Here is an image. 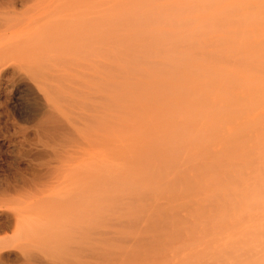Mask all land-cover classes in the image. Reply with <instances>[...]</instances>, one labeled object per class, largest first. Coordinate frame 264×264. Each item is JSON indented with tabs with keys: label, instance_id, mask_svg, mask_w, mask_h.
Segmentation results:
<instances>
[{
	"label": "bare ground",
	"instance_id": "6f19581e",
	"mask_svg": "<svg viewBox=\"0 0 264 264\" xmlns=\"http://www.w3.org/2000/svg\"><path fill=\"white\" fill-rule=\"evenodd\" d=\"M112 1L113 0H104V3L106 5L112 4ZM138 1H140V0H138ZM147 1L144 2L143 5H145L147 3V6H149L150 0H147ZM153 1H155V0H153ZM153 1H151L152 5L161 1V0H157V2L155 1V3H152ZM122 2H125V1L122 0ZM128 2H130V1H128ZM132 2H134V1H132ZM137 2H135V3H137ZM187 2H189V1H187ZM199 2H200V0L198 1V3ZM105 4H103V5H105ZM184 4L187 6V11L185 9L186 6ZM193 4L195 5V3H193ZM193 4L191 5V3H187V4L186 3H179V5H176V7H179L177 9H176V7H173V8L167 7V6H173V5H167V6L165 5V7H162L163 6L162 5L160 7L158 6L157 8H155L153 6V9L156 10V9L160 8V12L163 11V14H165L164 11L166 10V7L168 9L171 8V10L174 9V11H175V9L176 10L180 9V13L183 12V11L181 12V9H183L186 12H189V10L192 11L191 7H192L193 11H194V9L196 10L195 12H197V10H200L199 7H196L197 4L195 6H193ZM114 6H112V7H114ZM198 6H200V5H198ZM101 7H103V6L100 5V0H0V115H1V111H3V109H5V108L7 109L9 103H11V102L14 105H17V106L20 105L21 106V113L19 112L20 114L18 115V117L12 116L11 118H8V120L6 122V126L3 127V128H5L4 139H3L4 142L3 143H5L7 145V147L10 150L8 152H11L12 157L15 158L14 160L17 161V167L15 166L16 170H15L14 175L8 176L6 178L4 177V179L3 180L1 179V181H0V264H143V263L146 264L144 262V258H146V259H147V257L149 258V256L152 253H155L157 250L161 249V246H160V245H162L161 243H163L165 245L164 242L168 241V239L170 240V241H168L169 243L170 242L174 243L176 240L179 239V236L182 237V235H180L179 233H181V231H183V230L186 231V229H187V230H189V231L191 230V232H193L192 231L193 228H192L191 224L193 225L194 222L197 225L200 224L198 222L205 220L206 216L209 214V212L205 213V210L207 209L209 211L208 207L212 206L211 201H213V199L211 200L210 197L208 198L207 192L208 193L214 192V191H216V190H214L215 188L214 189L212 188L213 191L212 190L208 191L209 189L206 185H205L206 188H204L203 187L204 185L202 184V182L200 183V182L195 180L196 176L194 179V177H192L191 175L184 174V177H185L184 178L183 175L180 174L181 171L177 168L179 165L178 166L173 165L172 168H170L171 170L168 167V170H170V172L173 174H172L171 180L168 181V183H166L165 185H166V187H169L172 185L175 186L181 178L182 179L184 178L183 180L181 179L182 189L185 188L188 191H192L193 190L192 188H195L198 186L199 187V196H197L195 198V200H198V203H197V201L193 200L194 198L190 199L199 205V206L197 205L199 210L201 208L200 211L197 209L198 212L197 211L194 212L195 208H193V207L190 208V206L194 205L193 202L192 203L189 202V203H186V205H184L187 207V208L185 207V211L187 212V213L185 212V214L188 215V216L185 215L186 217H184V216H181L183 208L180 211L181 212L180 213L178 211V209L180 210V208L177 209L176 207L173 206L172 203H169V201H167L168 203L167 202L164 203L165 206L161 203L163 205L162 206L161 204H159V202H161V201H159V202L157 201L158 203L153 202L154 204H152L151 202L147 203V201L149 199H146L145 195H144V198H142L143 196H140V198L136 199L137 197L135 198L134 196L136 194H138V192H139V191L138 192L135 191V190H138L136 188H135V190L133 189L134 191H132V190L129 191V189H127L128 192L125 189L124 190L125 192L122 193L121 198H120V196L119 197L117 196L118 194L116 195L117 187H119V186H117L118 184L116 185V181H117V179L115 177L116 166L123 165V164L128 165V163L131 164L130 162L127 163V160L129 159L128 157H130L127 154V151L129 148V143L134 140V139L132 140L133 137L131 138V135H132L131 129L133 130L135 135L137 134L136 136H139V135L143 136L145 134V133L141 134L142 132L137 133L139 131H136V130H139V128H142L140 130H143L144 132H147L145 130H147L148 127H149V129L151 128L153 131H155V135H153L154 137L153 136H152L153 138L151 137L152 139L150 137H145L146 135H144L143 138H142V136L141 137L139 136L140 139L142 138L141 140L140 139L139 140L142 141V143H145L144 144L145 147H146V144H148L147 142H149V144L151 143L153 147H151V148L147 147L149 149L145 150L146 148H143L142 147L143 145H142L141 147L143 148V150H141V153L139 155H137V154L140 151L139 152L134 151L135 153H137V152L138 153L133 154L134 153L133 152L131 154V152L129 150L131 155H134V156L137 155L135 157V159L133 158L134 160H132V163L135 164L137 167L141 168V171L143 170L144 174L145 173H146L145 175L148 174L149 178H150V176H152L153 174H157L156 172L160 170L161 164L164 161L163 157L166 156V152L168 151V148L170 147V146H168V148H167L164 145V141L166 143L167 137L170 135L164 137V139H166V140L163 141V139L159 135H156V134L160 133V134H162L161 136H164L163 134L166 132L167 129H170L172 131L174 127H171V124L173 126H176L175 128L177 129V123H173V122H175L174 120L176 119V116H175V118L173 117L174 119L172 117H170L171 115L165 117V115H166L165 113L167 111L169 112V110H170L169 107L171 105H173L172 98H175L174 95L177 93V91H178V93L179 92L182 93V96H183V93L191 90L189 92L191 94V92L193 90L187 89V86L192 85V87L195 88V85L197 86V82H196L197 80L195 81V83H193L191 81V83H193L191 85L189 83L190 81L187 80V83H185V84L186 85L189 84V85H187L186 87L183 86L184 83L180 82L181 81L180 79H182L183 76L180 77L178 74L180 79L178 76L174 77V75H176L177 71L173 70V69H176L173 67V64H174V66L177 64L169 62L172 64V67H173V69H172L173 71H170L171 69H170V67H168V70L170 69L169 72L173 75V73L175 71V73L173 75L174 78L170 75L173 80L172 79H170V80H172V82H173L174 79L176 77H178L179 82L176 83V81H178V80H175V83L178 85L179 84H181V85L183 84V85L182 86H175V85L172 86L171 87L172 88L171 93H173L174 95L173 96L169 95L170 97L164 96V94H166L168 91H170V90H168L170 88V86L167 85L169 88L168 89L166 88V82L165 83H161V82L155 83L154 82V84H152L153 82L148 83V81L151 80L153 77L155 79V77L157 76V75L155 76V74H157V72H160L159 74L163 75L164 72H162L163 70H161V69H163V65L165 68L166 64H169V63L168 62L165 63L164 61H162L163 63L158 62L159 64L160 63L163 64V65H161L162 68L158 69V67H160V66L157 67L158 63L156 65L151 60H149V58L148 59L147 58H141V57L147 56L146 54H148L147 53L148 49H149V51L152 49L151 50L152 52L151 51L150 52L152 54H154V51L156 48L155 47L152 48V46L157 45L156 40H158V41L160 40V42L162 40L160 38L156 39L159 36L156 34L153 35L152 33H150L151 31L150 32L146 31L149 33V34L147 33L148 35L152 34V37L154 36V38L156 36L155 40H154V38L152 39L153 42L156 41L153 44V42H151V40H150V42L148 41V39L149 38L151 39V37H148V35L147 34L145 35V33H144L145 31L143 29L149 28V26H152L153 25L152 23H154V22L150 21L151 17L149 20L150 23L147 21L149 24L147 23L146 26L149 25L148 27L144 26L145 27L144 28L142 26V25H144L143 24L144 22L143 23L140 22V24H142L141 26L139 25V22H138V24H137V22H136V24H134L135 26L137 25L140 28L142 27L143 32L138 31V30L132 31V32L126 31L124 29L118 30V29H115V27H114V25L116 26V24L117 25L119 24L117 21V19H119V18L116 19V24H115V14H113V12H115V11H113V9L108 10L107 8H109V7H107L104 11L103 10L101 11V9H100ZM126 7H127V4H126ZM146 7L142 6L141 10L143 8H146ZM194 7H196V8H194ZM117 8H118V6H117ZM161 8H162V10H161ZM207 8L209 9V7H207ZM207 8L203 7L202 10L206 9V11H207L208 10ZM149 11H148V13H150V15L152 16L153 13L151 12V10H149ZM156 11L154 14L161 16L162 12L160 14H157ZM169 11L170 10H168L167 12L171 13V11L170 12ZM174 11H172V12L174 13V16L176 18L178 17V19H179V17L184 16V13H183V15L181 14V16H180V14H178L179 13L178 11H175V12L179 16L177 14L175 15ZM106 12H107V14H106ZM135 12H132V13L135 14ZM138 12H139V10L136 13H138ZM146 12H144V13L146 14ZM189 13L194 14L193 12H189ZM198 13H199V11H198ZM129 14H130V12H129ZM133 14H131V15H133ZM142 14L141 15L138 14V16L141 17ZM185 14L187 16V13H185ZM190 14H189V17L192 16ZM201 14L202 13H200V15ZM203 14H206V12L204 11ZM124 15H126V18H127L128 15L125 13H124ZM131 15H129V17ZM148 15L149 14H147L146 17H148ZM166 15H169V14H166ZM166 15H165L164 19H166V17H167ZM138 16H135L136 20H137V18L138 19L140 18ZM121 17H122V15H121ZM168 17L170 18L171 16H168ZM143 18H144V16H143ZM158 18H160V17H158ZM158 18H157V21H158ZM176 18H174V19H176ZM124 19H125V17L123 18V21L120 19V21H119L120 26H121V22L124 23ZM161 19H163V18H161ZM168 19H166V20H168ZM172 19H173V17H172ZM208 19H209V17H208ZM210 19L213 20L212 17ZM141 20H142V17H141ZM152 20H154V19H152ZM125 21H128V20L125 19ZM132 21L135 23L134 19H132L129 21L130 22V25L128 24L129 27H127V25L126 26L122 25V27H124V28L126 27L129 29L134 28V26H132L133 24L131 23ZM157 21H155L156 24L154 23L155 27H159V26L163 25V23H161V25L160 24L158 25ZM159 21H161V20H159ZM184 21L187 23L190 20H183L182 21L183 24L180 21L181 23L179 22L178 26H180L182 24L180 27H182V26L185 27L186 23ZM163 22H167V21L164 20ZM174 22H176V21H174ZM195 22H196V20H195ZM206 22H208V20L205 21L204 23L205 24L210 23V25H212V23H211L212 21H210L208 23H206ZM176 23H178V22H176ZM190 23L187 25H190ZM200 23H202V22L200 21ZM204 23H203V26H204ZM165 24L169 25V26H167V28L170 27V23L169 24L165 23ZM191 24H193V23H191ZM130 26H131V28H130ZM173 26H175V24L172 22L171 27L173 28ZM180 27H177V28H180ZM183 27H182L181 31L186 30V27L185 28H183ZM116 28H117V26H116ZM175 28H176V26H175ZM175 28H173V30L177 29V28L176 29ZM199 28L197 30H199ZM205 28H208V27H205ZM189 29H191V28H187V30H189ZM146 30H148V29H146ZM201 30H202V28H201ZM219 30H221V29H219ZM153 31L154 30H152V32ZM157 31H158V33L161 32L159 30H157ZM157 31H155L153 33H156ZM181 31L179 29L177 32L178 34L177 35L174 34V35H176L178 38H180L179 40L183 39L184 36H186L187 37L186 42L191 43L189 41V36L192 35L193 32H191V34L189 35V34H185V32H187V31H185V32H182L185 34L184 36H179L180 35L179 32H181ZM164 32L165 31H163V33ZM167 32L169 33V31H167ZM206 32L207 31H205V33L203 35H205ZM163 33L161 32V34L160 33L159 34L162 35ZM187 33H189V32H187ZM219 33H222V32L219 31ZM219 33L215 32V35L219 34ZM195 34L197 35V32ZM195 34H193V35H195ZM198 34H200V32ZM174 35H173V37H174ZM187 35H189V36H187ZM163 37H164V41H166V40L168 41V38L166 39V32L164 33V36L162 35V38ZM167 37H169L168 43L169 42L172 43L171 40H173V38L171 37L172 38L171 39L170 35ZM177 37H174L175 42L178 40V39L177 40L175 39ZM192 37H196V36H192ZM215 38L216 37H214L212 40L214 41ZM197 39H201V37L197 38ZM217 39L219 41H221V39L223 40L224 38H221V39L219 37L216 38L215 39L216 42L219 43L217 41ZM174 40H173V42H174ZM183 40H181L180 43L185 42V39H183ZM205 41H206V43H208V45L210 44L209 45V47H210L211 46V43H209L210 41H208L207 38ZM160 42H159V45H160ZM198 42H199V40H198ZM198 42H196V44ZM214 42H212V43L214 45L216 44L218 46V44L214 43ZM151 43H152V45H151ZM161 43L163 46V41ZM168 43H166V44H168ZM180 43H178L177 45L179 46ZM149 44H150V47L148 46ZM166 44H165V46H166ZM191 44H193V42ZM191 44H189V45L191 47H194ZM202 44H203V42H202ZM220 44L218 47L215 45L217 47L216 51L219 52V50L221 49L222 51H224L223 52V54H224L227 49L225 47H223L224 45L222 46V44L221 45ZM175 45L176 44H174V46ZM177 45H176V47H177ZM162 46L157 47V48H159L160 50L162 49L161 51H163V50L165 51V48L163 47L164 48L163 49ZM180 46H182V44ZM203 46H204V51H200V53L201 54L202 53L203 54L208 53V52H206V50L209 49L207 44L206 45L203 44L202 46H198V47L203 48ZM205 46L208 49L206 48V50H205ZM232 46L234 47V48L231 47L232 49H234L233 52L237 51V50H235L236 49L235 46L234 45H232ZM187 47H189V46H186V48ZM196 47H194V48H196ZM219 47H221V48L218 50ZM222 47L224 48V50ZM174 48H170V50L173 49V51H174ZM199 48L195 49L196 51L194 50V52H199V50H203V49H199ZM213 48H214V46H213ZM146 49H147V51H146ZM159 49H156V50H159ZM144 50L146 51L145 52L146 54L144 53ZM190 50H191V48H190ZM159 51H156L157 56H155V54H154V55H152V58L155 56L156 58H154V59H157V57H158V59L164 60L163 58H164V56H166V53L163 55L164 51H163V53L160 51L161 54ZM176 51H178V49ZM192 51L193 50H191V52ZM216 51H215V53H213V52H211V53L214 54L213 55L214 58H215V55L217 56V60L221 59L220 57L223 56V57H225L224 59H226L227 61H229L228 59H231L230 61L232 62L233 65L234 64L235 65L240 64L239 66H241L240 60L243 62V59H241V58H244V61H246V62H245V64H242V65L248 66L247 62H248L249 58L246 55L245 56L243 55L244 57L242 55H241L242 57L241 56L237 57L236 54H238V51L234 52V53L232 52L233 55L236 53L235 56L238 60L236 58L232 59L229 56H226L227 54L231 53V51H232L231 49L229 50V53H227L228 51H226L225 55L221 54L222 52H220V54H221L220 57L217 55V54H219L218 52L216 54ZM187 52H189V51H187ZM187 52H186V54H187ZM194 52H192V53H194ZM170 53L171 54L173 53L172 50L170 51ZM170 53H169V55H170ZM192 53H191V55H192ZM200 53H199V55H200ZM209 53H210V51H209ZM209 53L207 55H209ZM144 54H145V56H144ZM179 54L182 55L183 53L180 52ZM203 54L200 55L201 58L203 57ZM212 54L210 57V62H211V59L213 58ZM149 55H151V54H149ZM162 55H163V57H162ZM173 55H174V53H173ZM173 55H171L169 60L173 59V61H175V59L173 57L176 54L174 56ZM196 55H198V53H196V54L194 53V57ZM199 55H198V58H200ZM167 56H168V54H167ZM194 57H193V59H190L191 57L190 58L187 57V59L184 57L185 60H190V61L186 62L184 59H182L179 61V63H181L179 65L181 66L182 65L181 61H183L184 65H182V66H184V69H185L187 67V66L185 67V63L187 65H189V63H191L193 65V63H194L193 60H194L195 61L194 65L196 64V70L200 69V72L204 71L205 75H206V71H208L211 66L209 68L207 67V69L205 70L206 65L203 63L202 67H204V65H205V67L202 69L200 67L198 69L197 68L199 66L198 59L196 58L197 56L195 58ZM208 57L206 60H204L205 62L209 60ZM227 57H229V58L227 59ZM201 58L199 59L200 61H201ZM233 58H234V56H233ZM166 59L168 60V58H166ZM196 59H197V62H196ZM226 60H224L225 64L231 66L232 64H228L229 62L226 63ZM234 60H237L238 63H235ZM222 61H220V62L222 63ZM177 62H178V60H177ZM220 62H218V63H220ZM250 62L253 63L251 60H250ZM254 63L257 65L256 62H254ZM149 64H150V67L151 66L154 67V68L151 67L153 70L148 66L146 67V65H149ZM191 64L189 65L190 67H192ZM179 65H178V67H179ZM251 65H253L252 68H255L254 64H251ZM258 65H257V67L261 68L263 63H262V65L260 64V66H258ZM142 66L143 67L145 66L144 69ZM137 67L139 69H136ZM223 67H224V65H223ZM263 67H264V65H263ZM263 67L261 69H263ZM145 68H147V70ZM180 68L182 69L183 67H179L178 68L179 71H180ZM187 68H189V67H187ZM187 68L185 70H187ZM220 68H221V66H220ZM227 68H228V66H227ZM247 68L250 71L251 67H247ZM260 68H258V69H260ZM191 69L189 68V70H187V71H191ZM258 69H257V71H258ZM165 71H166V69H165ZM187 71L183 72V70H182L181 75L184 73H189ZM194 71H195V68H194ZM194 71H191V73H190L191 75L189 74L186 76H192L194 74V73L192 74V72H194ZM251 71H253V70L251 69ZM161 72H162V74H161ZM200 72H199V74H200ZM261 72H263V70H261ZM259 73H260V70H259ZM207 74H209V73L207 72ZM226 74L227 73H225L224 76ZM260 74L262 75V73H260ZM245 75H244V77H245ZM163 76H165V77L167 76V71L165 72V74ZM200 76H202V75L200 74ZM246 76H249V75H246ZM136 77H138L140 79H138V80L134 79ZM192 77L194 78V76H192ZM249 77H252V76L250 75ZM157 78H158V76H157ZM157 78L155 80H157ZM160 78H161V80L165 79L163 77H160ZM195 78H197V77H195ZM205 78L207 79L208 77H205ZM205 78H201V79L204 80ZM133 79H134V81H133ZM168 79L169 78L166 77V81H168L170 83V80H168ZM184 79H186V78H184ZM187 79H190V78L187 77ZM201 79L199 78L198 81L200 82ZM251 79H249V80H251ZM158 80H160V79L158 78ZM225 80H227V79H225ZM230 80H232V79H230ZM230 80H229V82L231 84ZM205 81L208 83L209 80L208 81L205 80ZM202 82L203 81H201V83ZM209 84H211L210 81H209ZM209 84L207 85V87L211 86L209 89V90H211L212 84L211 85H209ZM236 84H238V83H236ZM246 84L248 85L249 83H246ZM201 85H202L203 91L205 89H207L206 87H204L206 85H204V84H201ZM254 85L252 87L256 86V85L255 86ZM178 87L179 88L181 87V90L183 88L184 89L186 88V90L181 92V90L179 91ZM219 87H220V85H219ZM224 87H226V84H224ZM231 87H235V86H231ZM228 88H230V87H228ZM240 88H242V87H240ZM197 89H199V87ZM249 89H251V91H252L253 88H249ZM221 90L226 91L227 88L226 89L220 88V90L218 91L220 96H221V94L223 95V93H221L222 92ZM165 91H166V93H165ZM248 91H250V90H248ZM205 92H206V90H205ZM195 93L196 92H194L193 94H195ZM177 94H176V96H179V94L178 95ZM190 94H187V92H186V95H190ZM205 94L209 95L208 92ZM203 95H204V93H203ZM207 95H205L206 100L204 98V100H205L204 102H201L202 101V99H201L202 97L200 98L201 95L199 97H195L193 95L192 97L190 96V98H192L193 100L200 98L201 100L198 99L200 101H198V100L196 101L198 104L194 103L195 101L192 103H194L193 104L194 106H195V104H197L196 106H198L199 103H203V104H200V105H202V110H203V109H206L205 107L203 108V106H205L204 103H207V105H208V102H206L208 100ZM224 95H225V93H224ZM227 95H228V93H227ZM184 96H185V94H184ZM180 97H181V95H180ZM177 98L178 97H176L175 100ZM181 98H178L177 100H179ZM184 98H189V97L185 96V97H183V99ZM189 99H187V101L184 100V102H186V104L190 105L191 102L189 103ZM224 100H223V102H224ZM179 102L183 103L182 99L179 100ZM241 102H243V101H241ZM247 102H249V101H247ZM235 103H237V102H235ZM183 104H182L183 107L186 106V104L185 105H183ZM211 104H212V102H211ZM159 105H160V107H159ZM193 105L191 107L190 106H187V107H190V109H191L192 107H194ZM155 106H158V107H155ZM176 106L180 107L179 103H177ZM199 106H198V108H200ZM208 106H206V107L208 108ZM233 106H235V105H233ZM229 107H230V105H229ZM168 108H169V110H167ZM175 108H177V107H175ZM175 108H174V110H176ZM184 108L189 109L186 107H184ZM198 108L194 107L192 110L194 112L196 110V111L202 112L204 114V112H203L204 110L200 111V110H198ZM256 108H258V107H256ZM259 108H260V106H259ZM153 109H155V111H154L155 113L152 111ZM190 109H189V111H190ZM178 110H179V108H178ZM192 110H191V112H189V114L193 112ZM235 110H237V109H235ZM148 111L153 112L154 113L153 115H156V117L153 116L155 121H152V122H156L155 124L152 123L153 125L157 124L156 126L151 127V125H148L149 121H148V124L146 122H144L142 124L141 118L142 119L146 118L145 115H148ZM170 111H172V110H170ZM182 111H183V109H182ZM182 111H180V112L178 111L179 113L177 112L178 113L177 116H179V118H180V114L181 113L183 114ZM8 112H7V114H8ZM145 112H147V114L144 115ZM184 112L185 113L183 115L185 117L186 116L189 117V114H186V111H184ZM193 113H192V115H193ZM196 113L194 115H196ZM207 113H210V111ZM241 113H242V111H241ZM169 114H172V116H173V113H168L167 115H169ZM174 114H176V113H174ZM201 114H200V116L198 115L197 117L203 118L204 116L201 117ZM2 115L0 118H2V117L4 118V116H5V118H7L6 113L4 116H2ZM140 115H141V118H139ZM150 115H152V114L149 113V118H150ZM168 117L172 118L173 120L168 119ZM195 117H194V119H195ZM156 118H157V120H156ZM215 118H218V117H215ZM260 118H261V116H260ZM167 119L170 121L172 120L173 122H170ZM223 119H224V117H223ZM133 120L135 122L136 121L141 122V123L137 122V123H139L138 124L139 128L136 124H135L136 127L135 126L132 127V122H134ZM151 120H153V119H151ZM198 120H199V118H198ZM145 123L148 127L144 125ZM1 124H4V122ZM195 124H196V122H195ZM167 125H169V126H167ZM178 125H179V123H178ZM180 125H182V124L180 123ZM198 126H199V123H198ZM134 127L136 128V130H135L136 132L134 131V129H135ZM182 127L187 128L189 126H182ZM185 128H184V130H185ZM151 129L149 131H152ZM187 129H189V128H187ZM180 130H181V128H180ZM174 131H172V132H174ZM161 132H164V133H161ZM168 132L169 131L167 130V133ZM178 132H179V130H178ZM172 134H171V136L173 137ZM135 139L138 140V138H135ZM136 140H135V142H136ZM175 140H177V139H175ZM174 143L176 144V141ZM176 145H174V146L177 148L179 146V144H178V146H176ZM171 146H172V144H171ZM174 146H172V147H174ZM222 146L224 147V145H222ZM255 146H256V144H255ZM7 147H5V148L7 149ZM141 147L138 146L136 148L142 149ZM165 147L167 148L166 152L164 151L165 149L164 150L162 149ZM173 149L175 151L178 150V148L177 149L173 148ZM175 151L169 150L170 154L172 152V155L174 154ZM6 152H7V150H6ZM199 152H201V151H199ZM199 154H202V153H199ZM203 155H202V157H203ZM259 155H260V153H259ZM167 156L164 159H167L170 157V155H167ZM186 156H187V154H186ZM199 156H196V158ZM189 157H187V158H189ZM202 157L200 156L199 158L202 159ZM159 158H160V160H159ZM130 159L128 161H130ZM194 160H196L195 157H194ZM198 160L200 161V159H198ZM187 162H189V161H187ZM133 164H131V165H133ZM193 165L194 164H192V166ZM198 165H200V164H198ZM185 166H186V163H185ZM194 166H196V165H194ZM196 167H199V166H196ZM181 168H182V166H181ZM194 168L195 167H192L191 169H194ZM187 169L188 168L185 169V173L188 171ZM259 169H258V171H259ZM252 171H251V173H252ZM258 171H256V174ZM153 172H155V173H153ZM161 172L162 171L160 170V173ZM182 172H184V171H182ZM262 173H264L263 170H262ZM262 173H261V176L259 174L256 175L257 178L260 179L259 180L260 183L264 182V180H263L264 176ZM1 174H3V173H1ZM187 175H189V176H187ZM198 176H197V179H198ZM262 176H263V178H262ZM204 178L205 177H203V180H204ZM250 179H251V177H250ZM223 180H224V178H223ZM205 182H207V180L204 181V183ZM117 183H119V182L117 181ZM219 183H221V182H219ZM226 183H229V182H226ZM201 184L203 186H201ZM261 184H262V187L264 188V186H263L264 183H261ZM194 185H197V186L193 187ZM221 186L222 185H219L218 186L219 188L216 187L217 191H219L221 189L220 188ZM231 186H233V185H231ZM119 188L122 189L121 184H120ZM224 188L226 189V187H224ZM255 188H252V189H255ZM123 189H122V191H123ZM228 189H229V187H228ZM206 190H207V192H206ZM232 190H233V187H232ZM120 191L118 189V193ZM229 191L230 190H228V193H229ZM134 192H135V194H133ZM263 192H262V194L260 193L261 196H259L260 194L257 196V197L261 198L260 200L264 199V193ZM212 194L211 195L214 197V199H216L215 197H217L218 195H216L215 192ZM218 194H219V192H218ZM223 194H224V192H223ZM148 195H147V197H148ZM211 195H209V196H211ZM254 195H256V194H254ZM224 197H226V195ZM132 198H135L136 200L134 201V199H132ZM229 198H230V196H229ZM238 198H240V196ZM259 198H258V200H259ZM144 199H145V202L147 203V204H145L146 206L142 203V201H144ZM231 199H233V198H231ZM246 199H248V198H246ZM233 200L232 201L234 203L236 199H233ZM252 200H253V198H252ZM255 200L257 201V199H255ZM255 200H253V201L256 203ZM126 201L128 204L126 203ZM136 201L138 203L134 204V202H136ZM215 201H217V200H215ZM226 201L223 198L222 203L217 204L219 206V208H221V210L218 209V211H220L222 214L226 213L224 215H219L221 217L222 216L226 217L225 215H228L229 213H231V212H229V213L227 212V210L230 211L231 207L229 209L228 206H231V205L226 206V209H225V206H223V203H225V205H227L228 201L227 202ZM229 202L231 203V201H229ZM254 202L252 204L254 206L258 204L256 206L258 208L260 206L258 203L259 201L256 204ZM237 203H239V202H237ZM249 204L251 205V203H249ZM215 205H216V202H215ZM215 205L213 204V206H212V207H214L213 208L214 214H215V208H218V206L215 207ZM220 206H222V207H220ZM252 206L250 209H252ZM134 207H137L138 210L130 213V209L134 208ZM246 207H248V206H246ZM189 208L194 209V210L191 211V210H189ZM211 211H210V213H213ZM216 213H217V211H216ZM214 214H212L211 217H215L217 215V214L216 215H214ZM248 214L249 213H247V215ZM204 215H206V216H204ZM236 215H237V212H236ZM247 215H246V217H248ZM123 216H130V217H128V218L124 217L125 220H123L122 219ZM252 216H253V214H252ZM201 217H205V219H203ZM193 218L195 220L194 222L191 220ZM199 218H200V220H199ZM223 218H222V220H223ZM250 218H251V216H250ZM209 220H211V219L207 217L206 221L209 222ZM215 220H217V218ZM219 220H220V217H219ZM170 221H171V223H170ZM212 221H213V218H212ZM143 222L145 223V225H142ZM221 222H223V221H221ZM196 224H195V226H197ZM212 225H213V223H212ZM193 227H194V225H193ZM198 227H199V225H198ZM198 227L197 228L194 227V229L198 230ZM210 228H212V226L209 228H205V229L210 230ZM203 229H204V227H203ZM263 231L259 232V233H263V235H264ZM9 232H10V234L12 233V236L9 235V237H8V235H7V237H4V238L1 237L2 234L5 235ZM197 232L195 231L193 233H197ZM187 234H189V233H187ZM263 235L261 236L262 238H263ZM184 236H186V235H183L182 240L184 239V241H185ZM187 236H189V235H187ZM212 236H213V234H212ZM167 237H169V238H167ZM180 240H178L179 242L177 241L178 245L180 242L181 243L183 242ZM186 241H187V239H186ZM258 241H259V239H258ZM168 242H166V243H168ZM177 242H175V243H177ZM238 242L241 243L240 240ZM253 242L255 243L254 240H253ZM183 244H185V242L182 243L179 246V248ZM261 244L264 246V242ZM185 245H183L182 247H184ZM238 245L240 246V244H238ZM262 245H260V246L262 247ZM156 248H157V250H156ZM163 248H164V246H163ZM262 248L264 250V247H262ZM262 248H261V250H262ZM237 249H238V247H237ZM153 250H156V251L154 252ZM250 251H252V250H250ZM145 252L148 254H146ZM261 252H263V251H261ZM261 252H259V253H261ZM239 253H241V252H239ZM259 253H257L258 257L260 255ZM155 254H154V257L152 256L153 254L150 257L157 259V261L163 260L162 257H161V259H158L159 256L163 255L162 253H161L162 255L157 254L158 258L156 257ZM248 254H246V256ZM240 255H237V256H240ZM256 257H257V255H256ZM163 258H165V257H163ZM227 258H228V256H227ZM238 258H241L240 261L242 264L244 259L242 261V256L236 257L235 261H238L239 260ZM233 259H235V258H233ZM249 259L250 258H248V260H246V257H245L246 262L249 261ZM258 259L259 258H257V260L253 261L251 258V261H249V262H250V264H252L251 262L255 263V261H257V263L259 264ZM147 260H149V259H147ZM195 260H197V259H195ZM146 262L149 263V261H146ZM260 262H261V260H260ZM187 263H191V262H187ZM227 263H228V261H227ZM227 263H225V264H227ZM238 263H240V262H238ZM243 263H245V261ZM262 263H264V258L262 259L261 264ZM151 264H153V263H151ZM246 264H248V263H246Z\"/></svg>",
	"mask_w": 264,
	"mask_h": 264
},
{
	"label": "rangeland",
	"instance_id": "374dc122",
	"mask_svg": "<svg viewBox=\"0 0 264 264\" xmlns=\"http://www.w3.org/2000/svg\"><path fill=\"white\" fill-rule=\"evenodd\" d=\"M125 2H122V0H113L112 1V4H105L104 3V0H100V5L101 6H103V7H101L100 9H101V11L103 10H105L107 7H109V8H107L108 10L110 9H113V11H115V12H113V14H115V24H116V19L117 18H119V19H117V21H118V23L120 24V19L123 21V18L125 17V19L126 20H128V21H125V19H124V23L123 22H121V26L118 24H116V26H117V28H116V26L114 25V27H115V29H118V30H126V31H130V32H132V31H141V32H143V30L145 31L144 33H145V35L148 33V32H146V31H151L150 33H152L153 35L154 34H156V35H158L157 37L158 38H156V36H155V38L156 39H162L161 40V42L163 41V46H162V43L160 42V40L158 41V40H156L157 41V45H153L152 46V48L153 47H155L156 49H159V48H157V47H160V46H162V48L164 47L165 48V51H164V53H163V51H161L160 49V51L163 53V55L166 53V56H164V60H162V59H158V57H157V59H154V58H156L155 56H157V52L156 51H159V50H156L155 48V51H154V54H155V56L152 58V55H154V54H152L150 51H149V49H148V51H147V49H146V51H147V53L148 54H146L145 52V50H144V53L147 55V56H145V54H144V56L145 57H141V58H149V60H151L154 64H156L157 65V63L158 62H161V63H163L162 61H164L165 63L166 62H171V63H176L177 65H175L174 66V64H173V67L174 68H176V69H173V67H172V64L171 63H169V64H166V67L164 68V65L163 64H159L158 63V65H157V67L158 66H160V67H158V69L160 68H162L161 67V65H163V69H161V70H163L162 72H164L163 73V75L165 74V72L167 71V78H169L168 80H170V79H172L171 78V76L173 77V75H174V73H175V71H177L176 72V75H174V77L175 76H178V74H179V76L180 77H182L183 76V78L182 79H180V77H179V79L181 80L180 82H182V83H184V85L183 86H187V85H189V84H185V83H187V80H189L190 82V85L191 84H193V83H195V81L197 82V86L199 87V89H197L198 87L195 85V88L194 87H192V85L191 86H187V89H192L193 91V93L194 92H196L195 94H193L192 92H191V94L189 93L190 91H186L187 92V94H190V95H186V92L185 93H183V96H182V93H178V91H177V93L179 94V96H176V94L174 95L173 93H171L172 92V86H182L181 84H176L177 82H179V80H178V77H176L175 79H174V81L172 82V80H170V83L168 82V81H166V77L165 76H163V75H160L159 73L160 72H157V74H155V76L157 75L158 76V78L160 79V80H158V78H157V76L155 77V79L157 78V80H155L154 79V77L151 79V80H149L148 81V83L150 82H153L152 84H154V82L155 83H165L166 82V88L168 89L169 87L168 86H170V88L168 89V90H170V91H168L167 93H166V91H165V93L166 94H164V96H168V97H170L169 95H171V96H173L174 95V97L176 98V97H178V98H181L182 99V101H183V103L182 102H179V100H181V99H179V100H175V98H172V103H173V105H171L169 108H170V110H172V111H170L169 110V108L167 109V110H169V112L167 111L165 114V117H167V116H170V117H174L175 118V116H176V119L174 120L175 122H173L172 120L174 119H172V118H169L168 117V119H172L171 121L170 120H168V121H170V122H173V123H177V129L175 128L176 126H173L171 123V127H174L173 128V130L172 131H174L175 129V131L174 132H172L170 129H167L169 132L167 133V130H166V132L164 133V132H161V133H164L163 135L164 136H161L162 134H160V133H157L156 135H159L162 139H163V141L164 140H166V139H164V137H166V136H168V135H170V136H168L167 137V140H166V143H165V141H164V145L168 148V146H170L169 148H168V151L166 150L167 148L165 147V148H162L165 152H166V156L167 155H170V157L169 158H167V159H164V158H166V156H164L163 157V162H162V164H161V168H160V170L162 171L161 173H160V170L159 171H157L156 173L157 174H153L152 176H150V178H149V175L147 174V175H145L144 174V172H143V170L141 171V168H139V167H137L135 164H133L132 163V160H134L135 159V157L137 156V155H139L140 153H141V150H143V148H146L145 150H148L149 148H151V147H153L152 146V144L150 143L149 144V142H147L148 144H146V147H145V143H142V141H140L142 138H143V136L144 135H146L145 137H152L153 135H155V131H153L151 128V130L152 131H149L150 129H149V127L146 125V123L148 124V121H149V124L148 125H151V127H153V126H156V125H153L152 123H156V122H152V121H155L154 120V118H153V116L154 117H156V115H153L155 112V109H153L152 111L154 112H149L148 111V115H145V114H147V112H145L144 113V115L146 116V118H144V119H142L141 118V115L143 114H141L140 115V117L139 118H141V121H142V124L144 123V122H146L144 125L145 126H147L146 128H147V130H145V131H147V132H144L143 130H140V129H142V128H139V126H138V124L139 123H137V122H140V121H134V122H132V127L133 126H135L136 127V125L138 126V128H139V130H136V128L134 129V131L136 130V131H139V132H137V133H140V132H142L141 134H144L143 136L142 135H139L140 137L142 136V138L140 139V137L139 136H136L135 135V133L133 132V130L131 129V131H132V135H131V138H132V140L133 141H131L130 143H129V148H128V151H127V154L130 156V157H128L129 159H130V161H128L127 160V163L128 162H130L131 164H133V165H131V164H129L128 163V165H126V164H123V165H118V166H116V169H115V177H116V179H117V181L121 184V188L123 189V191H122V189H120L119 187H120V184L119 183H117V181H116V185L117 186H119V187H117V192H116V195L119 197L120 196V198H121V196H122V193L123 192H125L124 190L126 189V191H127V189H129V191L130 190H132V191H134L135 190V188L136 189H138V190H135V191H139L138 192V194H136L134 197L136 198V199H138V198H140V196H143L142 198H144V195H145V197H146V199H149L148 201H147V203L149 202H151L152 204H154V203H156L157 201L159 202V201H161V202H159V204H163L164 205V203L165 202H167V201H169V203H172L173 204V206L174 207H176L177 209L178 208H180V210L178 209V211L180 212L181 210H182V208H183V210H182V213H181V216H184V217H186V216H188V215H186L185 214V207L186 206H184V205H186V203H189V202H193L194 203V205L193 206H190V208L191 207H193V208H195V210L194 209H190L189 208V210H194V212H196L197 211V209L199 210V208H198V204H196V202H194V201H197V203H198V200H195V198L197 197V196H199V187L197 186V185H194L193 187H195V186H197V187H195V188H192L193 190L192 191H188V190H186L185 188L184 189H182V182H181V179L177 182V184L174 186V185H172V186H169V187H166V183H168V181H170L171 180V177H172V174L173 173H171L170 172V168H172V166L173 165H179L177 168L181 171L180 172V174L181 175H183V177H184V174H189V175H191L192 177H194V179H195V176H196V181H198V182H202V184L204 185H202L201 184V186H203L204 188H206V186L208 187V191H211L212 190V188L214 189V190H216L217 191V188L216 187H218L219 185H222L220 188V190L219 191H214L215 192V194L216 195H218L217 197H215L216 199H214V197L212 196L213 194L212 193H214V192H207V190H206V192H207V194H208V198L210 197L211 198V200L213 199V201H211L212 203V206H213V204L215 205V202H216V205H215V207H217L218 205V203H222V200H223V198L225 199V201L227 200L228 201V203H227V205H225V203H223V206H225V209H226V206H228V205H231V206H228L229 207V209H230V207H231V209H230V211H228L227 210V212L229 213V212H231V213H229L228 215H225L226 217H224V216H219V215H224V214H226V213H224V214H222L220 211H218V209H220L221 210V208H219V206H218V208H215V214H214V207H212V206H209L208 208H209V211L206 209L205 210V213L206 212H209V214L206 216V215H204V216H206V219H207V217L208 218H210L211 220H209V222L208 221H206V219H205V217H201V218H203V219H205V220H203V221H201V222H198V223H200V224H198L199 225V227H198V225L194 222L195 220H194V218L193 219H191L193 222H194V227H198V230L197 229H194V227H193V225L191 224V226H192V228H193V232H197V233H193V232H191V230L189 231V230H187L186 229V231H181V233H179L180 235H182V237H180L179 236V239L178 240H180V241H183L182 243H184L185 242V244H183V245H185L184 247H180L179 248V246L182 244L181 242L179 243V245H178V240H176L175 242H177V243H175L174 241V243H172V242H168V241H170L169 239H168V241H166V242H168V243H166V242H164L165 243V245L163 244V243H161L163 246H164V248H163V246L162 245H160L161 246V249H159V250H157V248H156V250L158 251H156V250H153L155 253H152L151 255L154 257V254L156 255V257L158 258V256H157V254H160V255H162V256H159V258L158 259H161V257H162V259L163 260H158L157 261V259H154L153 257V259L149 256V258L147 257V259H149V260H147L146 258H144V262L146 263V264H149L150 262L151 263H153V264H186L187 262H191V263H187V264H220L221 262V264H225V263H227V261H228V263L227 264H241V261H240V259L241 258H238L239 260L238 261H235L236 260V257H241L242 256V261H243V259H244V261H245V263H243L242 262V264H246V263H248V264H250V262L249 261H251V258H252V260L254 261V260H257V258H259L258 260V262H259V264H261V262H262V259L264 258V250H263V248L262 247H264L261 243H263L264 242V235H263V233H259V232H262L263 230H264V199L263 200H260L261 198H259V197H257L260 193L262 194V192L264 191L263 189V187H262V184L261 183H264V182H259V180L260 179H258L257 178V176L256 175H258L260 172L262 173V170H263V172H264V67H263V65H264V0H200V2L198 3V1L199 0H161V1H159V2H157V0H155L157 3H155V1H153V0H150V4H151V1H153L152 3H155V4H149V6H147V3L145 4V5H143V3L144 2H146L147 0H140V1H136V0H124ZM128 1H130V2H128ZM132 1H134V2H132ZM143 1V2H142ZM187 1H189V2H187ZM202 1V2H201ZM205 1V2H204ZM102 2V3H101ZM135 2H137V3H135ZM148 2V1H147ZM121 3V4H120ZM179 3H191V5L193 4V3H195V5H196V7H199L200 8V10H197V12H195L196 10L194 9V11H193V9H192V7H191V10L192 11H190L189 10V12H195L194 14H190L189 12H186L187 11V6L185 7V9H186V11H184L183 9H181V12L182 13H180V9H178V10H176L177 8H179V7H176V5H179ZM206 3V4H205ZM103 4H105V5H103ZM120 4V5H119ZM124 4V5H123ZM126 4H127V7H126ZM131 4V5H130ZM203 4V5H202ZM206 6H205V5ZM115 5V6H114ZM118 6V8H117V6ZM124 7H123V6ZM163 5V6H162ZM165 5L167 6V5H173V6H167L168 8L169 7H176V9H175V11H178L179 13L178 14H180V16H181V14L183 15V13H184V16H181V17H179V19H178V17L176 18L175 16H174V13L172 12V11H174V9L173 10H171V8L170 9H168L167 7H166V12L164 11V13L165 14H163V11H161L162 12V14H161V16H158V15H156V14H154L155 13V11H156V13L157 14H160L161 12H160V8H158V9H153V6L155 7V8H157L158 6L160 7V6H162V7H165ZM194 4H193V6H195ZM198 5H200V6H198ZM111 6V7H110ZM112 6H114V7H112ZM120 6V7H119ZM142 6H147L146 8H143L142 10H141V8H142ZM151 6V7H150ZM181 6V5H180ZM183 6V5H182ZM116 7V8H115ZM122 7V8H121ZM138 7V8H137ZM196 7H194V8H196ZM203 7H205V8H207V7H209V9L206 11V9H203L202 10V8ZM139 10V12L138 13H136L138 10ZM140 8V9H139ZM190 8V7H189ZM135 9V10H134ZM198 9V8H197ZM149 10H151V12L153 13H151L152 14V16L150 15V13H148V11ZM155 10V11H154ZM161 10H162V8H161ZM168 10H170L171 11V13H168L167 11ZM130 12V14H129V12ZM136 11V12H135ZM147 11V12H146ZM169 11V12H170ZM174 11V12H175ZM198 11H199V13H198ZM203 11V12H202ZM204 11L206 12V14H203L204 13ZM128 12V13H127ZM132 12H135V14H133ZM144 12H146V14L144 13ZM150 12V11H149ZM209 12V13H208ZM124 13L125 14H127L128 16H127V18H126V15H124ZM143 13V14H142ZM185 13H187V16H186V14ZM200 13H202L201 15H200ZM106 14H107V12H106ZM131 14H133V15H131ZM137 14V15H136ZM138 14H142V20H141V17L140 16H138ZM147 14H149L148 15V17H146L147 16ZM166 14H169V15H166ZM171 14V15H170ZM177 13L175 12V15H176ZM177 14V15H178ZM189 14L190 15H192V16H190L189 17ZM121 15H122V17H121ZM124 15V16H123ZM129 15H131L130 17H129ZM156 15V16H155ZM163 15V16H162ZM165 15L167 16L166 17V19H168L169 17L168 16H171L168 20H166V19H164L165 18ZM206 15V16H205ZM117 16V17H116ZM135 16H138V17H140L139 19L141 20H139L138 18H137V20H136V17ZM143 16H144V18H143ZM179 16V15H178ZM150 17H151V20H150ZM155 17V18H154ZM158 17H160V18H158V21L159 20H165V21H167V22H161V21H157V18ZM172 17H173V19H172ZM208 17H209V19H208ZM212 17V19L213 20H211L210 18ZM132 20V19H134V21H135V23L132 21L131 23L133 24H131L132 26H134V28H131V26H130V28L131 29H129V28H124V27H122V25L123 26H126L127 25V27H129V25H130V20ZM146 18V19H145ZM161 18H163V19H161ZM174 18H176V19H174ZM152 19H154V20H152ZM149 20L151 21V22H154L155 24H156V22L155 21H157V23H158V25L160 24L161 25V23H163V25L162 26H159V27H155L154 26V23H152L153 25L152 26H149V28H145V27H148V26H146L147 25V23L149 22ZM183 20H190L189 22H185L186 23V30L185 31H187V32H189V33H187V32H185V31H181V29H182V27H180L182 24H183ZM192 20V21H191ZM195 20H196V22H195ZM208 20V22H210V21H212L211 23H212V25H210V23H208V22H206V23H208V24H205L204 22L205 21H207ZM148 21V22H147ZM170 21V22H169ZM174 21H176V22H178V23H176V22H174ZM182 22V24L180 25V26H178L179 25V22ZM200 21L202 22V23H200ZM214 21V22H213ZM128 22V23H127ZM136 22H137V24H138V22H139V25L141 26L142 24H140V22L141 23H143L144 25H142L145 29H143L142 27L140 28L139 26H135L134 24H136ZM174 23L175 24V26H176V28L177 27H180V28H177L178 30L180 29V31L181 32H179L180 33V35L179 36H184L185 34H191V32H193V34H195L196 32H197V35L195 34V35H187V36H189V41L192 43L193 42V44H191V43H189V42H186L187 40H186V36H184V38L183 39H185V42H183V43H180L181 42V40H183V39H181V40H179L180 38H178L176 35L178 34L177 32H178V30L175 28V26H173V28H175L176 30H173V28L171 27V23ZM180 22V23H181ZM193 23V24H191V23ZM195 22V23H194ZM127 23V24H126ZM150 23V22H149ZM148 23V24H149ZM165 23H167V24H169L170 23V27H168L167 28V26H169V25H166ZM190 23V25H187V24H189ZM203 23H204V26H203ZM129 24V25H128ZM165 24V25H164ZM195 24V25H194ZM151 25V24H150ZM173 25V24H172ZM185 25V24H184ZM193 25V26H192ZM209 25V26H208ZM120 26V27H119ZM154 26V27H153ZM157 26V25H156ZM166 26V27H165ZM202 26V27H201ZM185 27H183V28H185ZM200 27V28H199ZM205 27H208V28H205ZM215 27V28H214ZM187 28H191V29H189V30H187ZM199 28V30H197ZM201 28H202V30L204 29L205 31H207L206 32V34L205 35H203L204 33H205V31L203 30H201ZM217 28V29H216ZM143 29V30H142ZM146 29H148V30H146ZM207 29V30H206ZM211 29V30H210ZM219 29H221V30H219ZM152 30H154L153 32H155V31H157V30H159V31H161L162 33H163V31H165L166 32V39L168 38V41H169V37H167V36H169L170 35V38L172 37L173 38V40H174V37H177V38H175L177 41L175 42V40H174V42H173V40H171L172 41V43H168V41L166 42V41H164V37L162 38V35L164 36V33L162 34V35H160L161 34V32H159L158 33V31L156 32V33H153L152 32ZM196 30V31H195ZM214 30V31H213ZM167 31H169V33L167 32ZM219 31L220 32H222V33H219ZM175 32V33H174ZM182 32H185V34L184 33H182ZM200 32V34H198ZM209 32V33H208ZM215 32H218L219 34H216L215 35ZM158 33V34H157ZM208 33V34H207ZM149 34V33H148ZM147 34V35H148ZM152 34H150V35H148V37H151V39L149 38L148 39V41L150 42V40H151V42H153L152 41V39L154 38V36L152 37ZM174 34H176V35H174ZM172 35V36H171ZM173 35H174V37H173ZM161 36V37H160ZM192 36H196L197 38H200L201 37V39H197L196 37H192ZM204 38H203V37ZM207 36V37H206ZM147 37V38H148ZM191 37V38H190ZM208 39V41H210L209 43H211V46L209 47V45H208V43H206V38ZM214 37H216V38H224L223 40L221 39V41H219L218 39H217V41L219 42V43H217L216 42V38L214 39V41L212 40ZM155 38H154V40H155ZM195 40H193V39ZM196 38V39H195ZM211 38V39H210ZM205 39V40H204ZM198 40H199V42H198ZM156 41H154L153 42V44L156 42ZM184 41V40H183ZM159 42H160V45H159ZM196 42H198L197 44H196ZM202 42H203V44L204 45H206L207 44V46H208V48L205 46V50H206V48L208 49V50H206V52H208L209 53V51H210V53L211 52H213V53H215V51H216V48L219 46V44L221 43L222 44V46L223 47H225L227 50L226 51H228L227 53H229V50L231 49L232 51H231V53H229V54H227L226 56H229L230 58H232V59H235L236 58V56H235V54L233 55L232 54V52H233V50L234 49H232V48H234L232 45H234L235 46V50H237L238 51V54H236L237 55V57L238 56H247L253 63H251L250 62V60L248 59V62L250 63H248L247 62V64H248V66H244V65H242V64H245V62L246 61H244V58H241V59H243V62L240 60V62H241V66H239L240 64H237V65H233L232 64V62L230 61L231 59H228L229 57H227V59L229 60V61H227L226 59H224L225 57H220L221 56V54H223V52L224 51H222L220 48L221 47H219L218 48V50H219V52L218 51H216V54H217V52L219 53V54H217L221 59H218L217 60V56L215 55V58H214V54H212V59H211V62H210V57H211V54L209 53V55H207L208 53H202L203 54V57L201 58V56L200 55H202L201 53H200V51H204V46H203V48H199L198 46H202L203 44H202ZM212 42H214V43H217L218 44V46L216 47ZM225 42V43H224ZM166 43H168V44H166V46H165V44ZM178 43H180L179 44V46L177 45ZM171 44V45H170ZM174 44H176L177 45V47H176V45L174 46ZM182 44V46H180ZM189 44H191L192 46H194V47H196V48H194V47H191ZM213 44V45H212ZM220 44V45H221ZM151 45H152V43H151ZM184 45V46H183ZM196 45V46H195ZM149 47H150V44L148 45ZM170 46V47H169ZM186 46H189V47H187L186 48ZM213 46H214V48H213ZM175 47V48H174ZM180 49H179V48ZM213 49H212V48ZM222 47V48H223ZM230 47V48H229ZM232 47V48H231ZM163 48V49H164ZM170 48H174V51H173V49H171L172 50V52L174 53V55H173V53L171 54L170 53ZM190 48H191V50H193L192 52H194V50L195 49H203V50H199V52H194L195 54L196 53H198V55H199V53H200V58H201V61L199 60L200 58H198V55H196L195 57L198 59V64H199V66L197 67L198 69L201 67V69L202 68H204L205 67V65H206V67H205V70L207 69V67L209 68L210 66V68H209V70L208 71H206V75H205V72L204 71H201L200 72V69L199 70H196V64L194 65V63H195V61L193 60V65L191 64V63H189V65L191 64L192 65V67H190L189 65H187L186 63H185V67L187 66V67H189L190 69H191V71H194V68H195V71L194 72H192V76H194V78L192 77V76H186V75H189L190 73H191V71H187V70H189V68H187V70H185L184 69V66H182V65H184L183 64V61H181L182 62V65L180 66L179 64H181V63H179V61L180 60H182V59H184L185 60V58L187 59V57H191L190 59H193V57H194V53H192L191 52V50H190ZM178 49V51H176ZM182 49V50H181ZM186 51H185V50ZM229 49V50H228ZM215 50V51H214ZM223 50H224V48H223ZM159 51V52H160ZM167 51V52H166ZM187 51H189V52H187ZM196 51V50H195ZM226 51H225V53L223 54V55H225L226 54ZM237 51H234V52H237ZM158 52V53H159ZM161 52H160V54H161ZM178 52V53H177ZM180 52H182L183 54L181 55V54H179ZM186 52H187V54H186ZM220 52H222L221 54H220ZM233 52V53H234ZM169 53H170V55H169ZM189 53V54H188ZM191 53H192V55H191ZM149 54H151V55H149ZM167 54H168V56H167ZM234 56V58H233V56ZM163 55H162V57H163ZM171 55H173L172 57L175 59V61H173V59L171 60H169V58L171 57ZM189 55V56H188ZM191 55V56H190ZM209 58V60L208 61H204V60H206L207 59V57ZM149 56V57H148ZM241 56V57H242ZM243 56V57H244ZM161 57V56H160ZM159 57V58H160ZM161 57V58H162ZM185 57V58H184ZM194 57V58H195ZM246 57V58H247ZM166 58H168V60L166 59ZM204 58V59H203ZM197 59H196V62H197ZM215 59V60H214ZM226 60V63L227 62H229L228 64H232L231 66L230 65H227V64H225V61L224 60ZM237 59V58H236ZM240 59V58H239ZM177 60H178V62H177ZM223 60V61H222ZM238 60V59H237ZM237 60H234V62L235 63H238L237 62ZM246 60V59H245ZM156 61V62H155ZM186 62H189L190 60H185ZM192 61V60H191ZM220 61H222V63L220 62ZM233 61V60H232ZM218 62H220V63H218ZM224 62V63H223ZM231 62V63H230ZM254 62H256L257 63V65L260 63L261 65H262V63H263V65L261 66V68L263 67V69H261L260 67H257V65L254 63ZM203 63L205 64L204 65V67H202L203 66ZM208 64V65H207ZM210 64V65H209ZM214 66H213V65ZM246 64V65H247ZM251 64H254V67L255 68H252V66L253 65H251ZM260 64L258 65V66H260ZM155 65V66H156ZM171 65V66H170ZM178 65H179V67H183L182 69L180 68V71L178 70ZM223 65H224V67H223ZM150 67V64L149 65H146V67ZM220 66H221V68H220ZM226 66V67H225ZM227 66H228V68H227ZM143 67V66H142ZM145 67V66H144ZM144 67H143V69H144ZM152 67V66H151ZM150 67V68H151ZM156 67V68H157ZM168 67H170V71H173V70H175L174 71V73H173V75L169 72V70H168ZM178 67V68H177ZM232 67V68H231ZM247 67H251V69L253 70V71H251V69H250V71L248 70V68ZM257 67V68H256ZM152 68H154V67H152ZM151 68V69H152ZM258 68H260V69H258ZM136 69H139L138 67L136 68ZM146 70H147V68H145ZM165 69H166V71H165ZM173 69V70H172ZM225 69V70H224ZM257 69H258V71H257ZM153 70V69H152ZM183 70V72H185V71H187V72H189V73H184V74H182L181 75V71ZM185 70V71H184ZM204 70V69H203ZM259 70H260V73H262V75L259 73ZM261 70H263V72H261ZM198 71V72H197ZM212 71V72H211ZM234 71V72H233ZM236 71V72H235ZM249 71V72H248ZM162 72H161V74H162ZM182 72V73H183ZM199 72H200V74L202 75V76H200V74H199ZM207 72L209 73V74H207ZM223 72V73H222ZM170 73V74H169ZM225 73H227L225 76H224V74ZM230 73V74H229ZM251 73V74H250ZM251 75L252 77H249V76H246V75ZM171 75V76H170ZM191 75V74H190ZM244 75H245V77H244ZM163 77V78H165V79H162L161 80V78L160 77ZM169 76V77H168ZM204 76V77H203ZM210 76V77H209ZM173 77V78H174ZM187 77H189L190 79H187ZM195 77H197V78H195ZM205 77H208L207 79L205 78ZM225 77V78H224ZM228 77V78H227ZM234 77V78H233ZM184 78H186V79H184ZM199 78L201 79V78H205L204 80H202L201 79V81H203L202 83H201V81L199 82L198 80H199ZM252 78V79H251ZM263 78V79H262ZM134 79H136V80H138V79H140V78H138V77H136V78H134ZM134 79H133V81H134ZM184 79V80H183ZM223 79V80H222ZM225 79H227V80H225ZM230 79H232V80H230ZM249 79H251V80H249ZM175 80H178V81H176V83H175ZM205 80H209L210 82H211V84H212V88H211V90H209L210 89V87H207V85L209 84V81H208V83L205 81ZM229 80L231 81V84H230V82H229ZM253 80V81H252ZM184 81V82H183ZM191 81L193 82V83H191ZM248 81V82H247ZM257 83H256V82ZM136 82V81H135ZM199 82V83H198ZM238 83V84H236V83ZM255 82V83H254ZM226 84V87H224V84ZM246 83H249L248 85L246 84ZM171 84V85H170ZM201 84H204V85H206V86H204V87H206L207 89H205L206 90V92H205V90L203 91V89H202V85ZM211 84H209V85H211ZM229 84V85H228ZM234 84V85H233ZM256 86H255V85ZM168 85V86H167ZM219 85H220V87H219ZM255 86V87H252V86ZM194 86V85H193ZM201 86V87H200ZM223 86V87H222ZM231 86H235V87H231ZM197 87V88H196ZM228 87H230V88H228ZM240 87H242V88H240ZM248 87V88H247ZM179 88V87H178ZM183 88V87H182ZM220 88H224V89H226L227 88V90L226 91H220L221 93H223V95L221 94V96H220V94L218 93V91L220 90ZM236 88V89H235ZM239 90H238V89ZM244 88V89H243ZM249 88H253L252 89V91H251V89H249ZM255 88V89H254ZM230 89V90H229ZM233 89V90H232ZM178 90V89H177ZM181 90V87L179 88V91ZM186 90V88L184 89H182L181 90V92L182 91H185ZM202 90V91H201ZM209 90V91H208ZM244 90V91H243ZM248 90H250V91H248ZM232 91V92H231ZM164 92V91H163ZM204 93V95H203V93ZM209 93V95H207V94H205V93ZM228 93V95H227V93ZM169 93V94H168ZM171 93V94H170ZM224 93H225V95H224ZM247 93V94H246ZM168 94V95H167ZM177 94V95H178ZM184 94H185V96L186 97H189L190 98V96L192 97L193 95L195 96V97H199L200 95V98L202 99V101L201 102H204L205 100H206V96L205 95H207V97H208V100L206 101V102H208V105H207V103H204V105L205 106H203V108L205 107L206 109H203L202 110V105H200V104H203V103H199V107L200 108H198V106H196L198 103L196 102L198 99H200V98H197L196 100H193L192 98H184L183 99V97H185L184 96ZM180 95H181V97H180ZM203 95V96H202ZM248 95V96H247ZM220 97V98H219ZM230 97V98H229ZM252 97V98H251ZM194 98V97H193ZM204 98H205V100H204ZM236 98V99H235ZM187 99H189V103L191 102H194V103H197V104H195V106L193 105L194 103H190V105L189 104H186V102H184V100L185 101H187ZM200 99V100H201ZM225 99V100H224ZM232 99V100H231ZM200 100H198V101H200ZM221 100V101H220ZM223 100H224V102H223ZM177 101V102H176ZM212 102V104H211V102ZM241 101H243V102H241ZM247 101H249V102H247ZM215 102V103H214ZM220 102V103H219ZM235 102H237V103H235ZM177 103H179V106L180 107H178V106H176L177 105ZM243 103V104H242ZM246 105H245V104ZM256 103V104H255ZM182 104L183 105H185L186 104V106H184V107H186V108H189L190 109V107L193 105L194 107H197L198 108V110H200V111H203L204 112V114L202 113V112H198V111H196L195 110V112L192 110L194 107H192L191 109H190V111H189V109H185L183 106H182ZM232 104V105H231ZM8 105V104H7ZM214 105V106H213ZM218 105V106H217ZM229 105H230V107H229ZM233 105H235V106H233ZM173 106V107H172ZM183 108H182V107ZM187 106H190V107H187ZM206 106H208V108L206 107ZM243 106V107H242ZM259 106H260V108H259ZM20 109H19V108ZM155 107H158V106H155ZM159 107H160V105H159ZM172 107V108H171ZM175 107H177V108H175ZM217 107V108H216ZM238 107V108H237ZM245 107V108H244ZM256 107H258V108H256ZM14 108V109H13ZM174 108L176 109V110H174ZM178 108H179V110H178ZM181 108V109H180ZM213 108V109H212ZM234 108V109H233ZM249 108V109H248ZM182 109H183V111H182ZM210 109V110H209ZM215 109V110H214ZM227 109V110H226ZM235 109H237V110H235ZM257 109V110H256ZM259 109V110H258ZM157 110V109H156ZM180 112V111H182L183 112V114L185 113L184 111H186V114H189V112H191V110L194 112H192L193 113V115H192V113H190L189 114V117H185L182 113V115L180 114V118H179V116H177V114L179 113L178 111ZM230 110V111H229ZM8 112V114H7V112ZM209 112L210 111V113H207V112ZM234 111V112H233ZM241 111H242V113H241ZM12 112V113H11ZM21 113V106L20 105H14L12 102L11 103H9V105H8V108L6 109H3V111H1V115L2 116H4L5 115V113H6V116H7V118H5V116H4V118L2 117V118H0V181H1V179L3 180L4 179V177L6 178V177H8V176H11V175H14V173H15V170H16V167H17V161H15L14 159L15 158H13L12 157V155H11V152H8V151H10L9 150V148L7 147V145L5 144V143H3L4 142V131H5V128H3V127H5L6 126V122H7V120H8V118H11L12 116L14 117V116H17L18 117V115ZM178 112V113H177ZM197 112V113H196ZM212 112V113H211ZM230 112V113H229ZM149 113H151L152 115H150V118H149ZM168 113H173V116H172V114H169V115H167ZM174 113H176V114H174ZM196 113V115H194ZM201 114V117H203V118H200V117H197L198 115L200 116V114ZM236 113V114H235ZM238 113V114H237ZM10 114V115H9ZM213 114V115H212ZM1 115H0V117H1ZM191 115V116H190ZM240 115V116H239ZM195 117V119H194V117ZM260 116H261V118H260ZM152 117V118H151ZM215 117H218V118H215ZM223 117H224V119H223ZM138 118V119H139ZM158 118V117H157ZM157 118H156V120H157ZM184 120H183V119ZM190 118V119H189ZM193 120H192V119ZM198 118H199V120L201 121H199L198 120ZM221 120H220V119ZM151 119H153V120H151ZM166 119V118H165ZM187 119V120H186ZM217 119V120H216ZM223 119V120H222ZM228 119V120H227ZM257 119V120H256ZM4 120V121H3ZM6 120V121H5ZM137 120V119H136ZM183 120V121H182ZM196 120V121H195ZM216 120V121H215ZM185 121V122H184ZM193 123H192V122ZM198 121V122H197ZM4 122V124H1V123H3ZM195 122H196V124H195ZM218 122V123H217ZM231 122V123H230ZM141 123V122H140ZM178 123H179V125H180V123L182 124V125H178ZM198 123H199V126H198ZM136 124V125H135ZM184 124V125H183ZM259 124V125H258ZM176 125V124H175ZM195 125V126H194ZM144 126V127H145ZM167 126H169V125H167ZM182 126H189V127H187V128H189V129H187V128H185V127H182ZM240 126V127H239ZM245 126V127H244ZM257 126V127H256ZM2 127V128H1ZM169 128V127H168ZM180 128H181V130H180ZM184 128H185V130H184ZM226 128V129H225ZM241 128V129H240ZM145 129V128H144ZM235 129V130H234ZM178 130H179V132H178ZM257 130V131H256ZM135 131V132H136ZM150 133H149V132ZM177 131V132H176ZM183 132V133H182ZM227 132V133H226ZM258 132V133H257ZM262 132V133H261ZM170 133V134H169ZM173 133V134H172ZM234 133V134H233ZM3 134V135H2ZM171 134L173 135V137L171 136ZM181 134V135H180ZM191 134V135H190ZM135 135V136H134ZM151 135V136H150ZM180 135V136H179ZM196 135V136H195ZM235 136V137H234ZM260 136V137H259ZM154 137V136H153ZM152 137V138H153ZM135 138H138V140H136ZM151 138V139H152ZM230 138V139H229ZM232 138V139H231ZM263 138V139H262ZM140 139V140H139ZM175 139H177V140H175ZM182 139V140H181ZM135 140H136V142H135ZM247 140V141H246ZM176 141V144L174 143ZM262 141V142H261ZM146 142V141H145ZM231 142V143H230ZM239 142V143H238ZM247 142V143H246ZM140 143V144H139ZM236 143V144H235ZM256 144V146H255V144ZM171 144H172V146H174V145H176V146H178V144H179V146L177 147L178 148V150H174L173 148H175V149H177L175 146L174 147H172L171 146ZM174 144V145H173ZM211 144V145H210ZM258 144V145H257ZM143 145V146H142ZM148 145V146H147ZM163 145V146H164ZM222 145H224V147L222 146ZM141 147L142 149H140V148H136V147ZM234 146V147H233ZM5 147H7V149L5 148ZM147 147H149V148H147ZM259 147V148H258ZM201 149V150H200ZM222 149V150H221ZM6 150H7V152H6ZM129 150H130V152H131V154L135 151H140L138 154L137 153H133V154H137L136 156H134V155H131L130 154V152H129ZM169 150H172V151H175L174 152V154L172 155V152H171V154H170V152H169ZM227 150V151H226ZM254 150V151H253ZM199 151H201V152H199ZM226 151V152H225ZM247 153H246V152ZM129 152V153H128ZM254 152V153H253ZM10 153V154H9ZM199 153H202V154H199ZM210 153V154H209ZM218 153V154H217ZM259 153H260V155H259ZM186 154H187V156H186ZM202 157V155H203V157H202V159L201 158H199L200 156ZM240 154V155H239ZM193 155V156H192ZM256 155V156H255ZM190 156V157H189ZM193 158H192V157ZM196 156H199V157H197L196 158ZM168 157V156H167ZM187 157H189V158H187ZM194 157H195V159L198 161H196V160H194ZM254 157V158H253ZM258 157V158H257ZM134 158V159H133ZM162 158V157H161ZM180 160H179V159ZM185 158V159H184ZM198 159H200V161L198 160ZM220 159V160H219ZM12 160V161H11ZM159 160H160V158H159ZM184 160V161H183ZM229 160V161H228ZM15 161V162H14ZM176 161V162H175ZM179 161V162H178ZM187 161H189V162H187ZM196 161V162H195ZM205 161V162H204ZM261 161V162H260ZM263 161V162H262ZM184 162V163H183ZM191 162V163H190ZM194 162V163H193ZM204 162V163H203ZM217 162V163H216ZM234 162V163H233ZM236 162V163H235ZM126 163V162H125ZM136 163V162H135ZM185 163H186V166H185ZM202 163V164H201ZM206 163V164H205ZM230 163V164H229ZM258 163V164H257ZM192 164H194V165H196V166H199V167H196V166H192ZM198 164H200V165H198ZM249 166H248V165ZM260 164V165H259ZM135 165V166H134ZM225 165V166H224ZM16 166V167H15ZM160 166V165H159ZM181 166H182V168H181ZM190 166V167H189ZM12 167V168H11ZM14 167V168H13ZM168 167H169V169L170 170H168ZM192 167H195L194 169H191ZM4 168V169H3ZM11 168V169H10ZM186 168H188L186 171V173H185V169ZM190 168V169H189ZM197 168V169H196ZM208 168V169H207ZM260 168V169H259ZM10 169V170H9ZM14 169V170H13ZM157 169V168H156ZM226 169V170H225ZM239 169V170H238ZM248 169V170H247ZM258 169H259V171H258ZM178 170V171H179ZM253 170V171H252ZM261 170V171H260ZM156 171V170H155ZM182 171H184V172H182ZM251 171H252V173H251ZM256 171H258L257 172V174H256ZM7 172V173H6ZM164 172V173H163ZM1 173H3V174H1ZM153 173H155V172H153ZM183 173V174H182ZM220 173V174H219ZM244 173V174H243ZM261 173L259 174L260 176H261ZM7 176H6V175ZM263 174V176H264V173H262ZM170 175V176H169ZM189 175H187V176H189ZM199 175V176H198ZM251 175V176H250ZM3 176V177H2ZM190 176V177H191ZM197 176H198V179H197ZM201 176V177H200ZM227 176V177H226ZM254 176V177H253ZM263 176H262V178H263ZM2 177V178H1ZM191 177V178H192ZM203 177H205L204 178V180H203ZM250 177H251V179H250ZM256 177V178H255ZM185 178V177H184ZM183 178V179H184ZM223 178H224V180H223ZM230 180H229V179ZM239 178V179H238ZM261 178V177H260ZM182 179V180H183ZM220 179V180H219ZM228 181H227V180ZM232 179V180H231ZM238 179V180H237ZM123 180V181H122ZM200 180V181H199ZM207 180V182H205L204 183V181H206ZM223 180V181H222ZM258 180V181H257ZM264 180V179H263ZM236 181V182H235ZM219 182H221V183H219ZM224 182V183H223ZM226 182H229V183H226ZM244 182V183H243ZM215 183V184H214ZM226 183V184H225ZM258 183V184H257ZM249 184V185H248ZM206 185V186H205ZM214 185V186H213ZM224 185V186H223ZM231 185H233V186H231ZM136 186V187H135ZM237 186V187H236ZM264 186V185H263ZM129 187V188H128ZM210 187V188H209ZM224 187H226V189L224 188ZM228 187H229V189H228ZM232 187H233V190H232ZM256 187V188H255ZM140 188V189H139ZM198 188V189H197ZM219 188V187H218ZM223 188V189H222ZM237 188V189H236ZM251 188V189H250ZM252 188H255V189H252ZM118 189H119V193H118ZM134 189V190H133ZM246 189V190H245ZM144 192H143V191ZM228 190H230L229 191V193H228ZM259 190V191H258ZM131 191V192H132ZM213 191V190H212ZM222 191V192H221ZM227 191V192H226ZM246 191V192H245ZM248 191V192H247ZM253 193H252V192ZM257 191V192H256ZM128 192V191H127ZM136 192V193H137ZM141 192V193H140ZM143 192V193H142ZM147 192V193H146ZM218 192H219V194H218ZM223 192H224V194H223ZM240 194H239V193ZM242 192V193H241ZM251 192V193H250ZM121 193V194H120ZM247 193V194H246ZM264 193V192H263ZM125 194V193H124ZM128 194V193H127ZM133 194H135V192L133 193ZM149 194V195H148ZM212 194V195H211ZM234 194V195H233ZM238 196H237V195ZM250 194V195H249ZM254 194H256V195H254ZM261 194L259 195V196H261ZM147 195H148V197H147ZM209 195H211V196H209ZM226 195V197H224V196ZM228 195V196H227ZM249 195V196H248ZM254 195V196H253ZM229 196H230V198H229ZM237 196V197H236ZM240 196V198H238ZM253 198V200H255V199H257V201H256V203L258 202L259 203V207L257 208L256 206L258 205H253L252 203L254 202L253 200H252V198ZM135 198H132V199H134V201L136 200ZM194 198V199H193ZM231 198H233V199H236L235 200V202L233 203V199H231ZM245 200H244V199ZM246 198H248V199H246ZM255 198V199H254ZM258 198H259V200H258ZM190 199H193L194 201H192V200H190ZM231 199V200H230ZM251 199V200H250ZM140 200V199H139ZM143 200V199H142ZM190 200V201H189ZM215 200H217V201H215ZM219 200V201H218ZM233 200V201H232ZM241 200V201H240ZM129 201V200H128ZM138 201V200H137ZM134 202V204H136V203H138V202ZM226 201V202H227ZM229 201H231V203L229 202ZM245 201V202H244ZM251 201V202H250ZM253 201V202H252ZM261 201V202H260ZM130 202V201H129ZM133 202V201H132ZM131 202V203H132ZM154 202V203H153ZM157 202V203H158ZM224 202V201H223ZM237 202H239V203H237ZM251 203V205L249 204V203ZM126 203H127V201H126ZM125 203V204H126ZM142 203L145 205V204H147L146 202H145V199H144V201H142ZM168 203V202H167ZM190 203V204H191ZM255 203V202H254ZM255 203V204H256ZM261 203V204H260ZM128 204V203H127ZM142 204V205H143ZM161 204V205H162ZM219 204V205H220ZM242 204V205H241ZM245 204V205H244ZM249 204V205H248ZM143 205V206H144ZM162 205V206H163ZM198 205V206H197ZM239 205V206H238ZM254 207H253V206ZM146 206V205H145ZM165 206V205H164ZM246 206H248V207H246ZM251 206H252V209H250L251 208ZM212 207V208H211ZM220 207H222V206H220ZM263 207V208H262ZM144 208V207H143ZM146 208V207H145ZM187 208V207H186ZM234 208V209H233ZM237 208V209H236ZM248 210H247V209ZM212 211H211V210ZM217 209V210H216ZM223 209V208H222ZM228 209V208H227ZM233 209V210H232ZM239 209V210H238ZM138 210V208L137 207H134V208H131L130 209V213L131 212H134V211H137ZM200 210H201V208H200ZM199 210V211H200ZM236 210V211H235ZM254 210V211H253ZM260 210V211H259ZM263 210V211H262ZM210 211L211 212H213V213H210ZM216 211H217V213H216ZM225 211V210H224ZM198 212V211H197ZM236 212H237V215H236ZM240 212V213H239ZM254 212V213H253ZM261 212V213H260ZM187 213V212H186ZM234 213V214H233ZM247 213H249L248 215H247ZM253 214V216H252V214ZM212 214H214V215H216L215 217H211L212 216ZM243 214V215H242ZM245 214V215H244ZM186 215V216H185ZM210 215V216H209ZM213 215V216H214ZM246 215L248 216V217H246ZM255 215V216H254ZM133 216V215H132ZM228 216V217H227ZM245 216V217H244ZM250 216H251V218H250ZM124 217H126V218H128V217H130V216H123V220H125L124 219ZM183 217V218H184ZM219 217H220V220H219ZM224 217V218H223ZM212 218H213V221H212ZM217 218V220H215ZM222 218H223V220H222ZM229 218V219H228ZM227 219V220H226ZM199 220H200V218H199ZM198 221V220H197ZM219 223H218V222ZM221 221H223V222H221ZM233 221V222H232ZM241 221V222H240ZM190 222V221H189ZM203 222V223H202ZM208 222V223H207ZM213 223V225H212V223ZM170 223H171V221H170ZM238 223V224H237ZM195 224L197 225V226H195ZM209 224V225H208ZM142 225H145V223L143 222L142 223ZM230 225V226H229ZM170 226V225H169ZM190 226V227H191ZM201 226V227H200ZM212 226V228H210V230L209 229H205V228H209V227H211ZM226 226V227H225ZM236 226V227H235ZM203 227H204V229H203ZM216 227V228H215ZM218 227V228H217ZM118 228V227H117ZM191 228V229H192ZM190 229V228H189ZM195 230V231H194ZM201 230V231H200ZM232 230V231H231ZM205 233H203V232ZM207 231V232H206ZM183 232V233H182ZM210 232V233H209ZM224 232V233H223ZM264 232V231H263ZM187 233H189V234H187ZM202 233V234H201ZM207 233V234H206ZM253 233V234H252ZM259 233V234H258ZM199 234V235H198ZM202 236H201V235ZM212 234H213V236H212ZM215 234V235H214ZM222 234V235H221ZM263 235V238L261 237L262 235ZM7 235H8V237H9V235H11L12 236V233L10 234V232L9 233H7V234H2L1 235V237H7ZM183 235H189V236H184V238H185V241H184V239L182 240V238H183ZM221 235V236H220ZM249 235V236H248ZM252 235V236H251ZM251 236V237H250ZM204 237V238H203ZM246 237V238H245ZM260 237V238H259ZM167 238H169V237H167ZM256 238V239H255ZM186 239H187V241H186ZM258 239H259V241H258ZM167 240V239H166ZM241 241V243L240 242H238V241ZM253 240L255 241V243L253 242ZM190 241V242H189ZM208 241V242H207ZM210 241V242H209ZM244 241V242H243ZM248 241V242H247ZM263 241V242H262ZM250 242V243H249ZM168 244V245H167ZM170 244V245H169ZM173 244V245H172ZM238 244H240V246L238 245ZM247 244V245H246ZM232 245V246H231ZM237 245V246H236ZM260 245H262V247L260 246ZM229 246V247H228ZM235 246V247H234ZM171 247V248H170ZM190 247V248H189ZM237 247H238V249H237ZM258 247V248H257ZM262 248V250H261V248ZM175 248V249H174ZM178 248V249H177ZM219 248V249H218ZM230 248V249H229ZM233 248V249H232ZM171 249V250H170ZM173 249V250H172ZM225 249V250H224ZM244 249V250H243ZM163 250V251H162ZM175 250V251H174ZM233 250V251H232ZM243 250V251H242ZM250 250H254L253 252L252 251H250ZM152 251V252H153ZM160 251V252H159ZM228 251V252H227ZM235 251V252H234ZM246 251V252H245ZM261 251H263V252H261ZM166 252V253H165ZM171 252V253H170ZM173 252V253H172ZM177 252V253H176ZM218 252V253H217ZM239 252H241V253H239ZM249 254H248V253ZM259 252H261V253H259ZM146 253V252H145ZM151 253V252H150ZM149 253V254H150ZM162 253V254H161ZM168 253V254H167ZM253 253V254H252ZM257 253H259L260 255H259V257H258V254ZM146 254H148V253H146ZM145 254V255H146ZM167 254V255H166ZM241 254V255H240ZM246 254H248L247 256H246ZM175 255V256H174ZM235 255V256H234ZM237 255H240V256H237ZM255 257H253V256ZM256 255H257V257H256ZM147 256V255H146ZM145 256V257H146ZM197 256V257H196ZM214 256V257H213ZM227 256H228V258H227ZM249 256V257H248ZM163 257H165V258H163ZM174 257V258H173ZM218 257V258H217ZM221 257V258H220ZM232 257V258H231ZM245 257H246V260H248V258H250L249 259V261H247L246 262V260H245ZM262 257V258H261ZM225 260H223V259ZM233 258H235V259H233ZM254 258V259H253ZM152 259V260H151ZM195 259H197V260H195ZM215 259V260H214ZM229 259V260H228ZM169 260V261H168ZM222 260V261H221ZM260 260H261V262H260ZM146 261H149V263H147ZM199 261V262H198ZM196 262V263H195ZM217 262V263H216ZM238 262H240V263H238ZM150 263V264H151ZM252 264L254 263V262H251ZM144 264V263H143ZM254 264H258L257 263V261H255V263ZM262 264H264V263H262Z\"/></svg>",
	"mask_w": 264,
	"mask_h": 264
}]
</instances>
